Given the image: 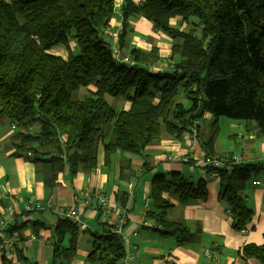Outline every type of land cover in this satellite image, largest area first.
<instances>
[{
  "label": "trees",
  "instance_id": "16d2710c",
  "mask_svg": "<svg viewBox=\"0 0 264 264\" xmlns=\"http://www.w3.org/2000/svg\"><path fill=\"white\" fill-rule=\"evenodd\" d=\"M113 8L114 0H0V114L16 125V149L53 188L65 167L70 176L93 172L100 144L106 163L117 151L143 159L146 147L163 135L190 132L205 157L230 161L221 168L206 167L218 174L219 198L227 205L232 228L240 231L252 217L243 191L259 172L264 174V164L236 163L231 155H214L213 148L219 117L252 124L264 136V0H123L120 48L128 21L136 16L171 39L173 66L158 72L144 65L157 57L154 49H129L133 66L114 60L103 38ZM175 17L189 29L172 28L169 20ZM70 40L77 54L63 59L49 53ZM88 86L95 90L73 98ZM105 96L128 101L130 107L115 110ZM205 114L211 115L214 129L201 134ZM165 194L181 204L204 200L205 182L194 185L175 172L154 178L143 219L178 245L193 242L197 233L166 219L174 205ZM19 227L12 224L5 232ZM78 231L68 219L57 221L50 264H63L69 251L63 239L69 234V247H75ZM90 235L89 264H120L122 259L128 264L122 236L110 229ZM240 251L243 258L264 264V235L261 245L246 244Z\"/></svg>",
  "mask_w": 264,
  "mask_h": 264
},
{
  "label": "crops",
  "instance_id": "0c3cea01",
  "mask_svg": "<svg viewBox=\"0 0 264 264\" xmlns=\"http://www.w3.org/2000/svg\"><path fill=\"white\" fill-rule=\"evenodd\" d=\"M132 1L140 4L144 0ZM122 3L123 0H114V15L103 34L104 40L111 47L117 45L124 55H128L131 48L146 52L154 49L157 57L152 55L144 65L153 72L171 69L173 65L170 60V37L157 30L153 23L144 17L129 19L125 46L120 48L118 35L121 29ZM169 25L172 28L189 29L182 25L180 17L171 18ZM75 50V43L70 40L67 46H55L49 53L65 59ZM94 90L93 86H88L81 88L79 94L86 95ZM114 100L117 102V107H113L115 110L129 109L128 101L105 96V101L110 106ZM211 120V115H204L203 121H207L208 125L205 126L202 122L199 129L201 134L208 133ZM13 126L15 128L12 129ZM229 126L236 131L238 143L232 139L229 147L233 143L234 149L231 152L222 150L217 141L214 143L213 154L237 156L240 162L264 164V136L257 134L252 124L238 122L235 128ZM105 131L103 134L107 137ZM16 132V125L4 114H0V217L9 219L11 225L20 226L12 233L4 232L6 229L0 232L2 241L10 235L16 237V252L5 256L0 253V264H50L56 239L55 227L60 220L56 214L58 209L72 208L86 195L93 199L99 194L107 196L108 211L101 216L100 206L92 202L89 206H81L80 220L87 226L86 232L102 234L111 229L118 217H124L122 237L127 243L125 250L127 247L128 264H260L253 258H243L240 250L246 244L263 243V172H259L252 179H260V184L253 185L251 181L243 191L252 217L246 227L242 228L248 232L242 233L241 230L232 228L227 205L218 195L219 176L210 177L204 164L205 151L202 145H199V140L195 136L193 138L190 132L179 136L163 135L158 142L146 147L143 159L122 155L117 151L106 163L104 149L100 144L97 151L98 165L93 172H78L70 176L68 168L65 167L58 173L57 184L53 188L43 184L34 164L26 160L24 152L16 149ZM235 136L231 133L229 139ZM49 149L50 146L44 151ZM173 172L182 174L194 185L199 181L205 182L207 194L204 200L197 199L181 204L176 197L165 194L174 205L167 211L166 219L186 225L192 233L198 234L196 239L189 244L178 245L173 238L159 236L156 230L149 228L150 222L147 227L133 235L137 224L144 219L143 207L147 200L150 202L154 178L169 176V173ZM37 203L43 208L42 211L35 209ZM69 236L67 234L62 242L65 250L69 248V251L64 253L61 262L89 264L87 257L92 249V238L90 241L84 233L78 231L75 247H69ZM133 247L136 249L133 250Z\"/></svg>",
  "mask_w": 264,
  "mask_h": 264
},
{
  "label": "built area",
  "instance_id": "2783aa9c",
  "mask_svg": "<svg viewBox=\"0 0 264 264\" xmlns=\"http://www.w3.org/2000/svg\"><path fill=\"white\" fill-rule=\"evenodd\" d=\"M111 53H112V57L114 58L115 61H117L118 63L121 64H126L129 66H133L134 62L129 58V55H124L122 54L117 48L115 47H111ZM15 128L14 126L12 127V129ZM28 156H30V153H28ZM221 160H223V158L221 157H205L204 159V164L206 166H211L213 168H219L220 167V162ZM232 161L233 162H240L239 161V157L237 156H233L232 157ZM217 173L214 172H210V177H216ZM264 182V179L262 180ZM260 180H254L252 181L253 185H258L260 184ZM92 202H96L95 204H98L100 206V213L101 216L103 215V213L107 210L108 211V201H107V196L104 194H99L96 197H94L93 199H91L89 197V195H86L85 197H83L82 199L78 200V205L74 206L72 208L69 209H65V208H60L57 211V217L60 220H64V219H68L69 221H71L76 228L81 232L86 231L88 228L85 224L82 223V221L80 220V212H81V206H89L91 205ZM40 204L37 203L35 206V209L40 210ZM143 209L146 211H148L149 209V201L147 200L146 204L144 205ZM9 212V211H8ZM124 217H118L115 220V223L112 225L110 231L116 235H120L122 236L123 234V224H124ZM6 221L0 217V232L3 231V229L6 227ZM148 223L145 221H141L139 224H137L135 230L133 231V235H136L139 231L140 228H142L143 226H147ZM242 233H247L246 229H241ZM30 238H32V236H30ZM16 241V237L14 235H10L6 240L2 241L0 239V253H2L4 256L5 255H9V254H14L16 252L14 243ZM126 243V242H125ZM127 246V243H126ZM136 247H133V250H135ZM126 251L127 247H126ZM120 264H126L125 259H122L120 261Z\"/></svg>",
  "mask_w": 264,
  "mask_h": 264
},
{
  "label": "rangeland",
  "instance_id": "374dc122",
  "mask_svg": "<svg viewBox=\"0 0 264 264\" xmlns=\"http://www.w3.org/2000/svg\"><path fill=\"white\" fill-rule=\"evenodd\" d=\"M58 46V45H57ZM113 47H115V48H117L118 50H119V47L117 46V45H115V46H113ZM54 51H56V50H54ZM120 51V50H119ZM122 53V52H121ZM73 54H77V51L75 50L74 51V53ZM57 56V55H56ZM66 57V56H65ZM64 57V58H65ZM66 59V58H65ZM81 97V95L79 94V92L78 93H75L74 95H73V98L74 99H77V98H80ZM115 99V98H114ZM112 107H114V108H116L117 107V102L114 100L113 102H112ZM118 110H122V109H118ZM204 122V121H203ZM211 122H212V120L210 121V123H209V128H208V133L210 132V131H212L213 129H214V126H211L210 127V125H211ZM205 123V126H207L208 125V123H207V121H205L204 122ZM238 123V121H235V120H231V119H228V118H225V117H219L218 119H217V121H216V125H217V127H218V132H217V135H216V140H215V142H217V141H219V146H221V148H222V150H229V151H233V149H234V144L232 143L231 144V146L229 147V143H231V142H233V141H235V142H237L238 143V141H239V138H238V135L237 136H235V134H237L236 133V131L235 130H233V129H231L230 128V126L229 125H232V127L233 128H235V125ZM242 126V125H241ZM243 129V127L241 128V130ZM207 133V134H208ZM234 134V136L235 137H233V138H231V139H229V134ZM194 137V136H193ZM208 137H209V135H208ZM232 139H233V141H232ZM31 155V154H30ZM233 157V156H232ZM231 160H232V158H231ZM230 163V161L228 160V159H223V160H221V162H220V167L219 168H221V167H223V166H225V165H227V164H229ZM36 206V205H35ZM34 206V207H35ZM8 209V207L6 208V210ZM39 209H41V211L43 210V208L41 207V205H40V208ZM80 232V231H79ZM84 236H86V238L87 239H89L90 241H91V235H90V232H85L84 233ZM83 243V242H82Z\"/></svg>",
  "mask_w": 264,
  "mask_h": 264
},
{
  "label": "bare ground",
  "instance_id": "6f19581e",
  "mask_svg": "<svg viewBox=\"0 0 264 264\" xmlns=\"http://www.w3.org/2000/svg\"><path fill=\"white\" fill-rule=\"evenodd\" d=\"M208 173H209V175H210V172L208 171ZM217 176H218V174H217ZM260 180V179H259ZM252 181H254V180H252ZM4 219V218H3ZM5 221H6V227L3 229V230H5V229H7V228H9V226L11 225V223H10V221H9V219H4ZM84 224V223H83ZM2 232V231H1ZM5 232V231H4ZM82 232V231H81ZM83 232H85V231H83ZM248 232V231H247ZM6 240V239H5ZM125 246H126V243H125Z\"/></svg>",
  "mask_w": 264,
  "mask_h": 264
}]
</instances>
